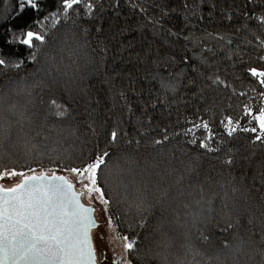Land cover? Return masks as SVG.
I'll return each mask as SVG.
<instances>
[{
	"label": "trees",
	"instance_id": "16d2710c",
	"mask_svg": "<svg viewBox=\"0 0 264 264\" xmlns=\"http://www.w3.org/2000/svg\"><path fill=\"white\" fill-rule=\"evenodd\" d=\"M37 2L23 19L32 30L47 28L49 40L57 37L50 52L55 67L44 60L47 46L32 60L33 50L14 39L21 26L11 23L16 0H0V58L6 61L0 66V123L20 141L17 149H5L3 166L63 175L62 169L107 151L111 170L100 183L107 186L115 232L137 241L124 252L130 264H166L157 255L162 238L176 257L199 252L207 264H219L213 257L236 243L234 264H264V187L252 179L264 174L257 168L264 144H253L256 133L229 137L223 124L231 117L245 126V110L264 106V86L248 72L264 70V25L255 19L264 15V0H83L67 14L62 0ZM85 55L91 64L70 88L59 69L75 68ZM161 77L174 87L161 89ZM52 99L65 116L48 107ZM201 121L209 122L214 138L207 142L215 152L199 146L205 131L195 133V144L185 135ZM112 131L119 134L116 142ZM230 150L235 163L221 164Z\"/></svg>",
	"mask_w": 264,
	"mask_h": 264
},
{
	"label": "snow or ice",
	"instance_id": "6c2138e0",
	"mask_svg": "<svg viewBox=\"0 0 264 264\" xmlns=\"http://www.w3.org/2000/svg\"><path fill=\"white\" fill-rule=\"evenodd\" d=\"M63 12L67 14L75 5H80L83 0H62ZM39 7L37 0H16V15L11 22L16 27L17 21L20 22V30L14 35V39L19 44L26 46L31 51V59L37 60L45 46L49 52L44 53L45 62L55 65V57L50 55L56 49L57 37L52 36L48 39L49 31L47 28L32 30L34 25L29 26L24 21L26 11L35 10ZM87 11L92 10V4L86 5ZM144 11V9H141ZM56 14H53L50 24L55 27ZM250 19L252 17H249ZM47 20L48 17H45ZM264 25V15L255 17ZM2 25V21H0ZM264 47V42L261 43ZM264 60V57H260ZM6 64L0 58V66ZM9 67H19V64H10ZM43 65L41 66V69ZM38 69V70H41ZM253 78H259L258 82L264 86V70L258 71L253 67L248 69ZM216 83H223L216 78ZM161 89L168 90L174 87L171 80L161 77ZM264 99V93H261ZM50 109H55V114L59 117L67 113L64 106L56 99L48 102ZM245 117H250L246 126H241L240 121H233L227 117L223 122L226 134L233 137L238 132L256 133L253 144L260 142L264 144V106L254 113L251 108H247ZM255 121V127L251 126ZM193 126L185 131V135L193 136L191 143H197L195 133L205 131L204 138L199 140V146L207 152H215L207 141L214 138L210 134L209 122H192ZM119 134L111 132V142H116ZM163 140H168L165 135ZM155 145L162 144L161 140L153 141ZM36 145H32L35 148ZM5 130L0 123V264H98L97 251L93 246L92 230L97 227V209L92 201H99L104 206V213H110V201L106 194V185H102L100 180L105 170L110 169L111 154L101 151L94 158L79 166H73L62 171L68 172L75 177L81 185L78 190L69 176L58 175L54 169H37L22 166H13L11 169L5 168L2 164V157L5 155ZM40 157L47 155L45 152L38 154ZM51 158V157H50ZM211 159V157H210ZM223 165L231 166L235 163L233 155L230 154L226 159L220 160ZM251 161H249V164ZM264 169V162L257 166ZM190 171L195 172L193 166ZM19 178L13 186H4L3 180ZM183 177H180L182 180ZM252 179H259L261 186L264 187V174H254ZM179 183V180L177 181ZM236 191V189H233ZM167 195L166 193L164 194ZM82 197H88L87 206L82 202ZM195 203L199 204V201ZM187 208L188 205H185ZM227 207V205H225ZM195 219L199 218V213H190ZM115 218L109 215L108 223L111 226ZM251 223V221H250ZM143 227V225H141ZM227 227H233L229 224ZM260 230L264 233V221L260 223ZM207 239V237H204ZM125 253L134 250L137 241L127 236L123 237ZM225 247H229L225 244ZM264 255V252H261ZM102 258V257H101ZM130 264V261L128 262Z\"/></svg>",
	"mask_w": 264,
	"mask_h": 264
},
{
	"label": "rangeland",
	"instance_id": "374dc122",
	"mask_svg": "<svg viewBox=\"0 0 264 264\" xmlns=\"http://www.w3.org/2000/svg\"><path fill=\"white\" fill-rule=\"evenodd\" d=\"M254 113L258 112L257 109L253 110ZM250 117H245L244 115V125L248 124V120ZM251 126L255 127L256 122L253 121ZM59 175V174H58ZM63 175L69 176V179L73 181L74 186L79 190L81 185L76 181L75 177L71 176L69 173H65ZM14 180L4 178L3 184L4 186H10L14 184ZM82 202L87 204L89 203L88 197H82ZM93 206L97 209L95 215L97 217L98 225L96 229L93 231V246L97 251V258L100 262L99 264H128L124 257V243L126 241L123 238L119 237V235L115 232L113 225H109L108 219L109 215H106L103 211L104 206L99 203V201H92ZM118 256H123V261L118 262ZM104 259V260H103Z\"/></svg>",
	"mask_w": 264,
	"mask_h": 264
},
{
	"label": "clouds",
	"instance_id": "9594fccd",
	"mask_svg": "<svg viewBox=\"0 0 264 264\" xmlns=\"http://www.w3.org/2000/svg\"><path fill=\"white\" fill-rule=\"evenodd\" d=\"M91 64L90 57H87L86 55L82 58L79 65H77L75 68L69 67L67 65L62 66L59 71L61 76L67 77L66 83L67 86L70 88H75L78 86V81L81 78L80 73L87 70L89 65ZM55 67V65H54ZM20 146V141L14 132L11 136V139L9 138L8 134H5V149L7 150H15ZM159 244L163 245V248H159L157 251V255H161L162 258L166 261V264H207V257H205L202 253L196 252L194 256L188 255L187 251L180 256L176 257L174 251L168 250V242L166 240L161 239V241L158 242ZM236 243H233V245H229V247H225L228 251H225L221 253L219 257H213L214 259L219 261V264H223L225 259L233 261V264L235 262V257L230 254V250L233 246H235ZM171 256L173 259H169L168 257ZM262 261H264V256L261 257ZM127 264V262H126Z\"/></svg>",
	"mask_w": 264,
	"mask_h": 264
},
{
	"label": "flooded vegetation",
	"instance_id": "af4514ba",
	"mask_svg": "<svg viewBox=\"0 0 264 264\" xmlns=\"http://www.w3.org/2000/svg\"><path fill=\"white\" fill-rule=\"evenodd\" d=\"M102 259V258H101ZM101 259H100V262H101ZM104 260V259H103ZM122 262L123 261V256H118V262ZM99 260H98V264L100 263Z\"/></svg>",
	"mask_w": 264,
	"mask_h": 264
},
{
	"label": "water",
	"instance_id": "95a60500",
	"mask_svg": "<svg viewBox=\"0 0 264 264\" xmlns=\"http://www.w3.org/2000/svg\"><path fill=\"white\" fill-rule=\"evenodd\" d=\"M95 216H96V215H95ZM97 225H98V222H97ZM95 229H96V228H95ZM95 229L92 230V234H93V231H94Z\"/></svg>",
	"mask_w": 264,
	"mask_h": 264
}]
</instances>
